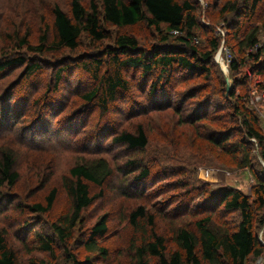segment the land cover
<instances>
[{"label":"trees","instance_id":"1","mask_svg":"<svg viewBox=\"0 0 264 264\" xmlns=\"http://www.w3.org/2000/svg\"><path fill=\"white\" fill-rule=\"evenodd\" d=\"M83 1H72V16L57 4L52 28L44 21L45 28L36 45H32L34 33L30 27L15 26L10 34L0 31V38L3 34L8 37L4 43L7 47L0 49V73L25 67L24 74L34 75L41 69V61H28L25 51L43 56L53 53L57 58L66 51L74 55L82 46V40L87 38L92 44L91 49L96 52L79 61L78 68L89 73L95 85L81 97L86 105L94 104L102 113L108 112L121 91L130 88L124 74L126 67H141L145 73L155 75L150 92L156 97L161 91L168 90L178 73H182L179 80L189 76L202 78L204 81L194 82L198 84L184 97L183 101L195 99L188 107L184 102L171 106L168 96L163 103L155 99L151 110L165 111L172 107L177 117L172 126L175 128L165 134L162 141L178 143L187 152L195 150L207 156L209 163L217 161L216 165H226L219 158L227 155L233 166L254 173L255 185L251 194L230 186L212 189L209 193L207 190L192 223L178 226L170 236L158 228L150 209L138 206L130 213L129 221L142 237L131 244L130 264H254L255 260L264 257V245L259 240L261 229L257 230L264 226V173L257 175L254 168L255 160L264 163V131L258 111L250 104L251 96H246L245 89H241L253 83L249 74L252 73L253 77H260L262 83L258 88L262 93L264 91V43H260L259 35L260 28L264 29V15L256 18L264 0H227L220 8V17L228 23L226 29L233 32L236 41L235 48H229L234 52L228 64L232 77L229 91L227 80H223L214 60L221 47V36H210L205 48L195 43L200 16L198 4L193 0H90L88 7ZM139 24L157 31L159 39L142 43L135 34L119 32L113 36L110 30L111 26L123 29ZM69 65L63 64L57 69L56 87ZM210 76L213 83H209ZM7 109L10 110L9 105ZM178 129L182 132L177 136ZM112 135L117 145L149 152L151 142L142 126L135 131ZM254 146L258 149V156L254 154ZM158 159L149 155L141 162L136 158L127 160L128 165L138 171L134 181L138 184L148 181L152 177L153 162ZM14 168L13 151L3 150L0 154V189L6 184L11 187L16 184L19 174ZM262 169L264 172V167ZM115 171L104 157L75 164L69 176L62 180L72 209L52 221L51 233L42 232L33 241L18 237L19 231L12 240L0 232V264H58L62 257L56 253L59 254L61 249L65 251L64 260L69 264H105L110 250L101 244V239L108 230V216L101 215L78 236L77 228L83 220V212L99 196L91 191L90 183L103 186ZM181 176L176 170L166 174L164 179ZM132 185L135 184L130 182L128 188ZM172 186L174 189L181 187L175 183ZM127 189L123 194L129 197L131 192ZM56 194L57 189H53L46 197L45 205L32 202L25 208L31 213H48ZM20 208L24 207L20 205ZM25 241L32 243L34 251L44 252L48 257L32 256V247ZM17 242H21L28 250L27 255L31 256L26 257Z\"/></svg>","mask_w":264,"mask_h":264},{"label":"rangeland","instance_id":"2","mask_svg":"<svg viewBox=\"0 0 264 264\" xmlns=\"http://www.w3.org/2000/svg\"><path fill=\"white\" fill-rule=\"evenodd\" d=\"M72 1L0 0V31L10 34L15 26H23V29L30 27L34 33L31 38L32 45H36L45 28L44 21L52 28L54 7L59 4L72 16ZM89 1L85 0L83 4L88 7ZM226 1L193 0L198 4L200 16V30L195 43L205 48L210 36L219 35L222 38L221 47L215 53L214 60L223 80L226 76L220 64L226 68V64L234 57L229 48L234 49L236 46L233 32L226 29L228 23L220 17V8ZM262 15L264 1L258 8L256 18ZM110 30L113 36H117L119 32L135 34L142 43H152L159 39L157 31L144 24L123 29L111 26ZM7 34L0 38V49L7 47L4 44ZM259 35L262 44L264 29L260 28ZM91 47L92 44L85 38L74 55L66 51L57 58L53 53L43 56L25 51L28 61H41L42 67L36 74H24L25 67L0 73V154L5 149L13 151L14 169L19 174L13 187L6 184L0 189V232L6 233L8 239L12 240L19 231L18 237L27 238L28 241H33L42 232L51 233L52 221L72 209L70 198L62 186L63 177L69 176L70 169L81 161L104 157L117 171L103 186L90 183L91 191L99 196L83 212L77 236L92 226L101 215L106 214L108 230L101 239V244L109 248L110 255L104 262L130 264L131 244L142 237L129 221L130 213L135 208L145 206L150 209L156 217L158 228L170 236L172 230L178 226L192 223L194 213L202 207L200 205L207 190L209 193L212 189L230 186L251 194V188L255 185L254 173L248 169H239L235 164L233 166L227 155L219 158L226 165H216L217 161L209 163L207 156L195 150L187 152L178 143L174 145L162 141L165 134L175 128L172 126L177 117L173 114L172 107L165 111L151 110L155 99L163 103L168 96L171 106L184 102L188 107L195 99L187 98L183 101L184 97L190 88L198 84L194 82L204 81L202 78L189 76L179 80L182 73H178L177 79L172 81L168 90L161 91L156 97L150 92L155 75L145 73L141 67H126L124 74L131 86L120 92L117 101L111 104L107 113H102L94 104L86 105L81 94L93 88L95 82L89 73L78 68V62L96 52ZM63 64L70 65L56 87L55 74ZM249 74L253 83H248L241 90L245 89L246 96H251L250 104L258 111L264 131V91L262 93L258 88L262 82L260 77ZM240 78L244 79L241 75ZM211 82L213 83L212 79L209 83ZM148 108L149 111L146 112ZM139 126L148 133L152 145L148 153L138 149L130 150L113 142V133L135 131ZM178 130L177 136L182 132V129ZM176 131L177 129L174 130L175 136ZM254 154L259 155L256 146ZM149 155H155L159 159L153 162L152 177L138 184L134 181L138 171L135 172V168L128 165L127 160L136 158L141 162ZM254 164L257 175L263 174L264 163L255 160ZM176 170H179L181 177L164 179L166 174ZM130 182L135 185L128 188ZM173 183L181 187L174 189ZM53 189H57V194L48 213H31L25 208L32 202H42L45 205L46 197ZM125 189L131 192L129 197L123 194ZM20 205L24 208L21 209ZM259 229V240H264V226L257 230ZM25 242L26 245L33 246L32 243ZM17 244L22 246L26 257H48L44 252L34 251L33 247L31 255H27L25 246L21 242ZM56 254L62 257L58 264H69L64 260L63 249ZM258 261L259 259L255 260L254 264ZM262 261L264 263V257Z\"/></svg>","mask_w":264,"mask_h":264},{"label":"water","instance_id":"3","mask_svg":"<svg viewBox=\"0 0 264 264\" xmlns=\"http://www.w3.org/2000/svg\"><path fill=\"white\" fill-rule=\"evenodd\" d=\"M222 68V66H221ZM223 72L225 73V76H226V80H227V90L229 91L232 87V78H231V75L229 73V68H228V64H226V68L225 70L222 68Z\"/></svg>","mask_w":264,"mask_h":264},{"label":"built area","instance_id":"4","mask_svg":"<svg viewBox=\"0 0 264 264\" xmlns=\"http://www.w3.org/2000/svg\"><path fill=\"white\" fill-rule=\"evenodd\" d=\"M261 235H262V233H261ZM260 242L264 245V240L262 238H260ZM262 260H263V257H260L257 264H264Z\"/></svg>","mask_w":264,"mask_h":264},{"label":"bare ground","instance_id":"5","mask_svg":"<svg viewBox=\"0 0 264 264\" xmlns=\"http://www.w3.org/2000/svg\"><path fill=\"white\" fill-rule=\"evenodd\" d=\"M220 55H219V57H218V62H219V64H220ZM220 66H222L221 64H220ZM223 68V67H222ZM224 70H225V68H223Z\"/></svg>","mask_w":264,"mask_h":264}]
</instances>
